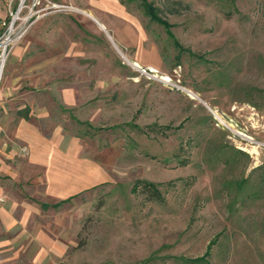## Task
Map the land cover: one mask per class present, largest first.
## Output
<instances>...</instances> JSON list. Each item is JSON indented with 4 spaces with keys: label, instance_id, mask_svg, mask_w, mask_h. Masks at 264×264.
I'll return each instance as SVG.
<instances>
[{
    "label": "rangeland",
    "instance_id": "rangeland-1",
    "mask_svg": "<svg viewBox=\"0 0 264 264\" xmlns=\"http://www.w3.org/2000/svg\"><path fill=\"white\" fill-rule=\"evenodd\" d=\"M48 1L68 9L6 64L0 159L24 123L88 179L34 199L38 264H264V0H147L166 26L139 0Z\"/></svg>",
    "mask_w": 264,
    "mask_h": 264
},
{
    "label": "crops",
    "instance_id": "crops-1",
    "mask_svg": "<svg viewBox=\"0 0 264 264\" xmlns=\"http://www.w3.org/2000/svg\"><path fill=\"white\" fill-rule=\"evenodd\" d=\"M54 144L35 127L21 123L7 155L13 162L0 159V264H38L47 257L53 240L46 226L39 227L41 211L34 199L42 197V207L47 208L50 201L65 200L73 189L86 186V165L72 156L71 148ZM20 187H26L29 198L17 195Z\"/></svg>",
    "mask_w": 264,
    "mask_h": 264
},
{
    "label": "built area",
    "instance_id": "built-area-1",
    "mask_svg": "<svg viewBox=\"0 0 264 264\" xmlns=\"http://www.w3.org/2000/svg\"><path fill=\"white\" fill-rule=\"evenodd\" d=\"M68 9L48 0H0V95L7 61L17 44L48 14ZM147 74V69H142Z\"/></svg>",
    "mask_w": 264,
    "mask_h": 264
},
{
    "label": "trees",
    "instance_id": "trees-1",
    "mask_svg": "<svg viewBox=\"0 0 264 264\" xmlns=\"http://www.w3.org/2000/svg\"><path fill=\"white\" fill-rule=\"evenodd\" d=\"M141 1L143 8H144V12L145 14L150 17L153 21L159 23V24H164L165 26L166 21H164V19L160 16V11L153 6V4L149 3L147 0H139ZM146 189L151 190L152 192L156 193L155 191V185L154 184H149L146 183ZM204 258H198V259H194V260H187V262H189L190 264H202L204 263Z\"/></svg>",
    "mask_w": 264,
    "mask_h": 264
},
{
    "label": "bare ground",
    "instance_id": "bare-ground-1",
    "mask_svg": "<svg viewBox=\"0 0 264 264\" xmlns=\"http://www.w3.org/2000/svg\"><path fill=\"white\" fill-rule=\"evenodd\" d=\"M100 27H101L102 30H105V28H104L103 25L100 24ZM131 65H133V67L139 68V67H138L137 65H135L133 62L131 63ZM159 77H160V76H159ZM166 78H167V77H166ZM162 80H163V79H162ZM168 80H169V79H168ZM163 81H164V80H163ZM214 112H215V111H214ZM215 113H216V112H215ZM218 120L220 121V123H222V124H224V125H226V126H231V125H229V123H226L225 120H224L223 118H221V117H220V118L218 117Z\"/></svg>",
    "mask_w": 264,
    "mask_h": 264
}]
</instances>
